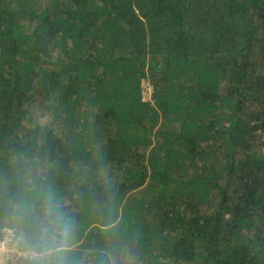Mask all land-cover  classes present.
I'll use <instances>...</instances> for the list:
<instances>
[{
  "label": "trees",
  "instance_id": "trees-1",
  "mask_svg": "<svg viewBox=\"0 0 264 264\" xmlns=\"http://www.w3.org/2000/svg\"><path fill=\"white\" fill-rule=\"evenodd\" d=\"M48 198L71 264H264V0H0L10 264Z\"/></svg>",
  "mask_w": 264,
  "mask_h": 264
},
{
  "label": "clouds",
  "instance_id": "clouds-1",
  "mask_svg": "<svg viewBox=\"0 0 264 264\" xmlns=\"http://www.w3.org/2000/svg\"><path fill=\"white\" fill-rule=\"evenodd\" d=\"M12 211L21 227L35 229L33 264H71L73 227L52 198L44 200L38 212L27 205L15 206Z\"/></svg>",
  "mask_w": 264,
  "mask_h": 264
},
{
  "label": "built area",
  "instance_id": "built-area-1",
  "mask_svg": "<svg viewBox=\"0 0 264 264\" xmlns=\"http://www.w3.org/2000/svg\"><path fill=\"white\" fill-rule=\"evenodd\" d=\"M21 244L20 236L10 229H4L0 236V264H10L11 260L25 256V252L21 251Z\"/></svg>",
  "mask_w": 264,
  "mask_h": 264
},
{
  "label": "rangeland",
  "instance_id": "rangeland-1",
  "mask_svg": "<svg viewBox=\"0 0 264 264\" xmlns=\"http://www.w3.org/2000/svg\"><path fill=\"white\" fill-rule=\"evenodd\" d=\"M143 90H142V99L144 101H149L150 100V95L152 92V89L150 87V85L147 84V82H143L142 84Z\"/></svg>",
  "mask_w": 264,
  "mask_h": 264
}]
</instances>
